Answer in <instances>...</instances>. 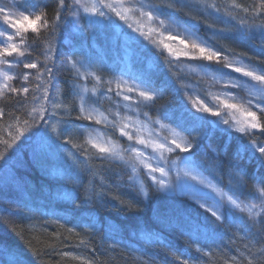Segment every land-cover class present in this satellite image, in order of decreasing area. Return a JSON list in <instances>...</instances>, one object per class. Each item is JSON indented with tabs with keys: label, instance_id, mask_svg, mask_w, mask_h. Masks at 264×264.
<instances>
[{
	"label": "trees",
	"instance_id": "trees-1",
	"mask_svg": "<svg viewBox=\"0 0 264 264\" xmlns=\"http://www.w3.org/2000/svg\"><path fill=\"white\" fill-rule=\"evenodd\" d=\"M147 1L157 5L175 4L176 10L162 8L161 13L192 28L198 37L227 54L228 58L239 57L243 62L264 70V29L261 27L264 20H253L251 15L235 7L233 0ZM57 2L28 0L27 7L36 5V13L46 10L51 19ZM255 2L257 0H235V4L243 6ZM15 3L23 4L24 0H15ZM124 28L130 31L126 26ZM85 33L89 34L94 45L88 47L85 44ZM137 38L138 45L126 47L128 53L124 55L120 46L114 47V40L124 45L117 31L89 25L85 20L77 21L76 17L65 13L55 33L42 30L38 38L34 33L27 34L29 47L26 56L28 61L37 62L38 67L45 64L53 66V83L60 89V101L69 109L78 104L74 95V86L78 90L76 77L65 66V58L73 50L77 59L91 63L90 70L102 77L104 83L100 87L105 92L110 86L108 81L121 73H150L156 86L163 89L162 95L150 107L140 108L152 119H160L165 108L176 110L179 116L181 105L191 107L187 100L189 87L202 90V95L207 97L210 86L198 76L202 64H208L204 71L222 76L221 72L215 71L220 67L215 63L190 60L188 57L177 59L167 51L160 55L162 49L138 35ZM49 47L55 52L51 59L47 56ZM167 60L173 61L171 68ZM25 72L32 74L29 83L23 85L30 88L27 101L15 94H11V98H0V110L3 111L0 117V153L6 155L5 160H0V191L7 187L18 198L17 202L0 200V264H15L16 261L20 264H86L89 261L91 264H183L185 260L188 264H247L252 257L246 245L264 240V232L261 231L264 225L260 223V217L253 220L245 212L232 210L224 221L217 222L215 234L205 235L201 229L198 235L197 222L210 214L188 196L168 195L153 185L147 176L138 173L147 193L143 196L132 185L126 168L116 161L101 163L93 158L88 165L81 164L78 170L69 155L76 153L71 144L50 149L40 142L36 132L44 130L52 135L43 121H38L39 129L27 132L11 148H7L4 141H11L10 132L15 135L18 120L22 126V121L28 118L27 111L42 103L33 99L34 96H42L36 86L43 87L48 83L46 78H36V69H24L22 64L19 65L18 73ZM223 72L232 75L229 69H223ZM89 81L90 87H93L95 81ZM12 83L17 87L23 84L19 79ZM49 95H55L54 89L49 90ZM110 96L95 104L106 115L116 109V96L113 93ZM75 114L73 112V117ZM52 123L56 121L52 120ZM102 128L118 140V131L114 133L110 125ZM221 129L226 128L219 125L208 137L198 139L191 154L187 153L182 158L192 160L193 169L223 191L249 203L258 202L252 199L254 182L264 177V167L250 158L247 152L243 158H237L236 152L241 145L249 144L250 139L264 143V135L257 132L249 138ZM89 130L74 132V142L84 143ZM119 142L123 147L127 146L126 138H119ZM56 143L63 145V140ZM59 153L65 154V157ZM45 155L48 160L44 159ZM39 158L44 161H38ZM84 159L80 156L81 161ZM169 159L172 161L173 157ZM17 162H22L28 171ZM118 170L123 172V176L116 179L115 172ZM77 171L79 180L67 178ZM237 171L244 173L246 184L238 185ZM42 183L51 191L41 190L42 195L33 193L36 199L32 198L39 206L30 207L26 203V190L31 184L37 186ZM105 187L109 189L105 193L107 204L104 207L99 190ZM95 192L99 196L96 202L93 199ZM86 197H91V200ZM121 201L124 203L121 204ZM128 203L134 205L132 210L127 207ZM136 207L139 211L135 210ZM61 219L67 220L68 225L58 221ZM258 248L259 245H256L251 251L256 252Z\"/></svg>",
	"mask_w": 264,
	"mask_h": 264
},
{
	"label": "snow or ice",
	"instance_id": "snow-or-ice-1",
	"mask_svg": "<svg viewBox=\"0 0 264 264\" xmlns=\"http://www.w3.org/2000/svg\"><path fill=\"white\" fill-rule=\"evenodd\" d=\"M233 2L235 7L251 15L253 20L256 18L264 20V0H257L249 6L235 4V0ZM27 3L28 0H24L23 4H16L13 0L12 5L0 6V17H2V21H0V66H3L0 67V76H2L0 78V97L11 98V94H15L16 97H21L27 101L30 88L23 85L29 83L32 74L28 72L10 74L21 64L24 69H36V78H46L48 83L43 87L41 85L36 86L42 92V96H34L33 99L41 100L42 103L39 107H32L27 111L28 118L22 121V126L18 120L15 135L10 132L11 141H4L7 148H11L27 132L34 128L39 129L38 121H43L44 125L50 128L52 135L44 130L36 132L40 142L50 149L54 146L59 148L71 144L76 149V153L69 155L73 159V165L78 170L81 164L88 165L93 158L101 163L121 161L124 166L131 169L133 175L129 179H133V176L142 173L157 184L160 189H164L170 185L165 179L159 177L168 176L171 170L169 165L175 163L169 159L168 154L178 152L191 154V150L198 139L208 137L220 124L227 125L228 128L244 137L251 138L257 132L264 135V71H257L255 68L243 64H234L221 52L214 51L195 41L189 43L187 38L179 39V45H183V48H173L170 43L154 39V36H163L165 32H168L169 41L177 40L179 34H172L166 27V21L160 16L162 8L176 10L175 4L145 5L140 0H71L70 3L68 0H58L54 16L50 19L46 10H40L37 14L35 12L37 6L33 5L32 8H29ZM65 13L76 17L77 21L85 20L89 25L101 28L110 27L118 32V36L122 38L126 47L138 45L137 35H134L138 34L140 38L148 40L156 47L163 45L160 55L163 54V50H167L170 56H175L177 59L184 56L191 60L215 63L220 66L215 71L221 72L222 77H229L223 80L225 90L214 95L210 103H206L199 97L194 98L189 95L187 100L191 107L188 104L181 105L179 116H177L176 110L165 108L161 118L153 120L147 112H139L141 105L150 107L162 95L163 89L156 86L152 74L145 72L129 73L128 81L118 80L115 82V89L109 86L105 92L100 87L104 83L102 77L90 70L92 68L91 63L77 59V53L73 50L65 58L66 69L74 73L77 81H84L85 83L79 84L78 90H75L76 86H74V95L78 99V104L69 109L60 101V89L53 83L55 80L53 66L45 64L43 67H38L37 62L28 61L26 56L29 47L26 39L27 34L29 32L34 33L38 38L42 30L49 34L55 33L61 20L65 17ZM124 26L130 31H126ZM261 27L264 29V24ZM54 55V50L49 47L47 50L48 58L51 59ZM166 62L169 68L173 66V61L167 60ZM201 68L206 70L208 64H202ZM223 69H229L233 73H238L239 76L231 77L229 73L223 72ZM213 78L215 79V77ZM16 79L23 82L21 87L12 83ZM89 80L95 81L92 88L87 87ZM112 83V81H108L109 85ZM172 83L174 84L175 80ZM50 89L55 91V95L51 97L49 95ZM231 89L246 90L247 95L239 97L230 91ZM113 92L125 102L124 107L130 110L135 108L136 119L132 117H127L126 120L121 118L119 110L106 115L92 107L93 104L100 103L102 99ZM119 107L120 101H117V109ZM73 112L76 113L74 117ZM225 112L230 114L231 119L225 118ZM109 115L112 117L111 120ZM141 115L144 116V121L139 119ZM2 116L3 111L0 110V117ZM209 116L217 119L210 120ZM52 120H55L56 123H52ZM76 121H86L87 123L75 124ZM163 121L169 123L165 124ZM146 122H150L152 127H145ZM99 125L104 127L110 125L114 133L118 131L119 138H126L127 146L123 147L119 138L118 140L106 138L105 133L96 127ZM171 125H175V127ZM85 129H90V131L84 143H75L73 133H79ZM145 131L148 132L147 138L143 135ZM221 131H226V129H221ZM61 139L63 145H58L56 142ZM148 148L152 149L151 153L145 151ZM225 152H227V145ZM245 152L249 154L250 158L256 159L261 167H264V143L250 139L249 144L241 145L237 149L236 157L243 158ZM80 156L85 157V159L81 161ZM5 159L6 155L0 153V160ZM180 159L189 166L194 163L190 159ZM157 173H159V177L156 175ZM185 175L190 176L194 181H199L205 187L212 188L219 196V199L214 201L212 205H208L206 202L200 205L210 215H205L203 221L197 222L196 232L198 235L201 229L205 235L215 234L218 227L217 222H222L225 219L221 211L225 202L242 213L247 212L249 219H252L253 216H260V223L264 225V216H261V213H264V177L254 182L255 192L252 199L258 201V205L245 206L238 198H234L233 195H225L222 190L213 187L211 184H206L191 171H186ZM67 178L72 181L79 180V171L75 174H69ZM236 179L238 185L246 184L242 171H237ZM86 199L91 200V197H86ZM123 203L124 201H121V204ZM127 207L132 210L134 205L128 203ZM257 207H259L260 212L254 213L253 210ZM135 210L139 211V208L136 207ZM261 231L264 232V228ZM256 245H259V248L256 252H252V247ZM246 247L252 257L247 260V264H264V240H257L255 244H248ZM15 264H20V262L16 261ZM86 264H91V262H86ZM183 264H188L187 260Z\"/></svg>",
	"mask_w": 264,
	"mask_h": 264
},
{
	"label": "rangeland",
	"instance_id": "rangeland-1",
	"mask_svg": "<svg viewBox=\"0 0 264 264\" xmlns=\"http://www.w3.org/2000/svg\"><path fill=\"white\" fill-rule=\"evenodd\" d=\"M140 2L141 3H144L145 5L150 4L147 0H140ZM5 4L12 5L13 4V1H11V0H0V6H4ZM38 13L39 12H37V14ZM160 16H161L162 19H164L166 21V27L169 29V31L172 34H177L178 33L179 35H178V38H177L176 41H169L168 38H167L168 37V32H165L163 36H154V39L156 41L163 40L164 43H170L173 48H183V45H179V39L180 38H187V41L189 43H191L192 41H195L196 43H202V44L206 45L208 48H210V49H212L214 51H219V50L216 49V47L212 46V44H210L206 40L202 39L201 37H198L196 31L194 32V30L192 28L183 25L178 20L173 19L172 17L167 16L165 14L160 13ZM0 21H2V17H0ZM145 30H147V27H145ZM144 40H146V39H144ZM146 41L149 42L148 40H146ZM85 44H87L88 47L91 46V45H94V42L91 41L90 36H89L88 33H85ZM118 46H120L121 51L123 52V54L124 55H127L128 52L126 50V46L125 45L122 46L121 43H118L116 40H114V47L115 48H118ZM158 48L162 49L163 48V45H161ZM163 51H167V50H163ZM222 55L228 57V55L225 54V53H222ZM171 57L175 58V56H171ZM180 57L182 58L184 56H180ZM228 60L230 62L234 63V64H237V65L243 64L245 66L253 67L257 71H264L263 69H260V68H258L256 66H251L250 64H248L246 62H243L239 57L238 58H236V57H234V58H228ZM0 67H3V66H0ZM196 70L197 69H195V72H196ZM14 73H18V67H16L13 70V72H11L10 74H14ZM128 74L129 73H126V72L119 74L116 78H113L111 80L113 83L110 86L113 89H115V82L116 81H118V80H126V81H128ZM231 74H232L231 77L239 76L238 73L231 72ZM198 76L202 77L209 84V86H210V89L208 91L209 94L207 93V97H205V96L202 95L203 94L202 90L196 89L195 87H189V91H190L189 92V95L193 96L194 98L195 97H199L200 99L205 100L206 103L212 102V99H213V96L214 95H216L217 93H220V92H222V91L225 90L223 88V80L229 78V77H226V76L225 77H222L221 75H215V74H213V73H211L209 71H204L203 69H199L198 70ZM213 77H215V79ZM0 78H2V76H0ZM243 79H247V78H243ZM217 81H220V82H217ZM76 82H77V87L79 86V84L85 83L84 81H77V79H76ZM89 83H90V81L87 82V87L88 88H92V87H90ZM129 83H132V81H129ZM230 91H232L234 94L238 95L239 97H245L247 95L246 90H243V89H241V90L231 89ZM113 94H114V96H116L115 95V92H113ZM111 95H112V93H111ZM110 97H111L110 94H108V96L105 97V98H108L109 99ZM0 98H2V97H0ZM115 98H116V109L113 110L112 112H115V111L119 110L120 111V117L121 118H124L125 120H126L127 117H132L133 119H136V116L134 114L135 111H136L135 108L133 107V109L130 110L129 108L124 107L125 102H123L120 99V97H117L116 96ZM117 101H120V107H119V109H117ZM92 107L97 108L99 111H102L101 109H99L98 107H96L95 104H93ZM142 107H143V105H141L140 108H142ZM140 108H139V112L142 113V111L140 110ZM205 115H207V114H205ZM224 116H225V118L231 119L230 114L227 113V112L224 113ZM109 117H111V115H109ZM209 117H211V116H209ZM211 118L214 119V120L217 119L216 117H211ZM139 119L141 121H144L145 120L144 116H142V115L139 116ZM153 120H155V119H153ZM102 126L103 125H99V126H96V127L99 128L103 133H105V131L102 128ZM220 126L225 127V128H227L228 130H230L232 132H235L233 129L228 128L227 125L220 124ZM145 127L151 128L152 125L150 124V122H146L145 123ZM88 132L86 134V137L88 135ZM161 134L163 135L164 133H161ZM93 135H95V133H93ZM143 135H144L145 138H147L148 132L147 131L143 132ZM105 136H106V138L113 139L112 137H110L108 135V133H105ZM140 147H142V146H140ZM93 151H95V150H93ZM145 151L147 153H151L152 152V149L151 148H148ZM186 154L187 153H183V152L168 154L169 157H173L172 161L175 162V163L169 165V167L171 169L170 172H169V175L166 176V177H159V173L156 174L159 178L165 179L167 181V183L170 185V187L164 188V189H162V191H164L168 195H170V194L186 195V196H188V198L190 200H192L193 202H195L199 206L201 204L205 203V202L208 205H212L214 203V201H216V200L219 199V196L217 195V193L214 192L212 188L205 187V185L199 183V181L192 180L190 176L185 175V172L186 171H191L193 174L198 175V177H199L200 180L205 181L206 184H211L213 187H215L217 189H220V188L217 187L216 185H214L213 183H211L204 176H201L198 173H196L193 168L187 167L186 165H184V163L182 162V159H180V158H182ZM116 162H120L123 165V162H121V161H116ZM123 167L126 168L125 171H126V174H127L128 178L133 175L130 168H127L124 165H123ZM148 179L151 181L150 178H148ZM129 180H131L132 185L143 196H146L145 195L146 192L143 189L144 188V185H143L142 180L139 177V174H136L135 176H133V179H129ZM181 182L184 183L185 186H182L181 185ZM152 184L155 185L157 188H159V186L157 184H155L153 182H152ZM223 193H225V195H229V194H227L224 191H223ZM234 198H236V197H234ZM240 202L243 205H245V206H251L253 204H257L258 205V203H259V202L248 203V202H243L241 200H240ZM226 206L227 207H231L233 209H236L231 204H228V203L225 202L224 203V206L221 208V211H222L223 215H225V213H226V211H223V208L226 207ZM202 209H204V208H202ZM253 211H254V213L260 212V209H259V207H257ZM263 215H264V213H261V216H263ZM259 217L260 216H253L252 219L253 220H256Z\"/></svg>",
	"mask_w": 264,
	"mask_h": 264
},
{
	"label": "bare ground",
	"instance_id": "bare-ground-1",
	"mask_svg": "<svg viewBox=\"0 0 264 264\" xmlns=\"http://www.w3.org/2000/svg\"><path fill=\"white\" fill-rule=\"evenodd\" d=\"M93 151V150H92ZM60 154V156L61 157H65V154H63V153H59ZM44 159H46V160H48L49 159V157L47 156V155H45L44 156ZM44 159L43 158H39V160L38 161H40V162H43L44 161ZM111 162H113V163H115V161H111ZM118 163H120V162H118ZM17 164L22 168V169H24L25 171H28V169L27 168H25L24 166H23V163L22 162H17ZM120 176H123V172L121 171V170H118L117 172H115V177H116V179H118V177H120ZM27 184V183H26ZM181 185L182 186H185L184 185V183H182L181 182ZM31 187L29 188V190H26L27 192H28V197L26 198V199H28V200H26V203L30 206V207H35V206H39L34 200H33V198H35V195H33V193H36V194H38V195H42V193H41V190H45V191H51V188H49V187H47V186H45L43 183L41 184V185H34V184H31L30 185ZM109 189V187H105V188H101L100 190H99V195H100V198L101 199H103L104 200V207H105V205L107 204L106 202H105V199H106V195L107 194H105V193H107V190ZM33 197V198H32ZM99 198V196H97V192H95L94 193V201L96 202L97 201V199ZM2 199V201H4V202H7L8 200H13V201H18V198H17V196H15L14 195V192L12 191V190H9V189H7V187H5V188H3L1 191H0V200ZM36 199V198H35ZM36 211H39V209H37ZM48 217H49V215H47ZM51 218V217H50ZM48 220L49 221H55V220H51V219H49L48 218ZM58 221H62V222H64L65 224H63V225H65V226H67L68 225V222H67V220H58Z\"/></svg>",
	"mask_w": 264,
	"mask_h": 264
}]
</instances>
